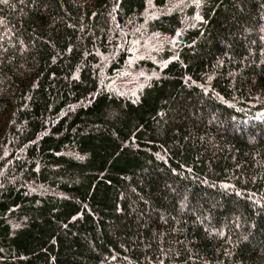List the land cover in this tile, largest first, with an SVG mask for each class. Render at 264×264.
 Instances as JSON below:
<instances>
[{
    "label": "trees",
    "instance_id": "1",
    "mask_svg": "<svg viewBox=\"0 0 264 264\" xmlns=\"http://www.w3.org/2000/svg\"><path fill=\"white\" fill-rule=\"evenodd\" d=\"M0 264H264V0H0Z\"/></svg>",
    "mask_w": 264,
    "mask_h": 264
},
{
    "label": "rangeland",
    "instance_id": "2",
    "mask_svg": "<svg viewBox=\"0 0 264 264\" xmlns=\"http://www.w3.org/2000/svg\"><path fill=\"white\" fill-rule=\"evenodd\" d=\"M125 81H126V80H123V81H121V82L125 84Z\"/></svg>",
    "mask_w": 264,
    "mask_h": 264
}]
</instances>
